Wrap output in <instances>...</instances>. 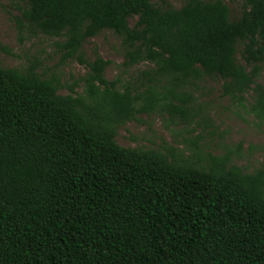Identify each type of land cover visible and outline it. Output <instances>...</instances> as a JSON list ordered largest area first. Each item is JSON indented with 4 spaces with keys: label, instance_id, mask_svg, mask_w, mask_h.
<instances>
[{
    "label": "trees",
    "instance_id": "1",
    "mask_svg": "<svg viewBox=\"0 0 264 264\" xmlns=\"http://www.w3.org/2000/svg\"><path fill=\"white\" fill-rule=\"evenodd\" d=\"M22 1L18 21L60 38L63 61L89 72L83 93L63 95L36 64L0 66V264H264V167L245 172L197 142L199 163L116 140L157 108L189 119L187 90L204 77L241 104L252 91L264 123V0H245L236 18L223 0ZM108 30L125 67L152 64L138 81L119 86L110 61L83 57Z\"/></svg>",
    "mask_w": 264,
    "mask_h": 264
},
{
    "label": "rangeland",
    "instance_id": "2",
    "mask_svg": "<svg viewBox=\"0 0 264 264\" xmlns=\"http://www.w3.org/2000/svg\"><path fill=\"white\" fill-rule=\"evenodd\" d=\"M223 1L229 5L233 18L241 15L245 0ZM167 2L180 8L186 0ZM24 8L22 0H0V44L11 50L7 53L0 49V66L24 69L36 64L44 77L59 79L62 85L60 94L68 95L72 88L83 93L84 82L79 79L89 72L87 65L78 58L64 62L63 51L58 46L60 38L33 32L18 21ZM135 22L136 19L130 20L132 26ZM97 53L110 61L105 69L106 79L119 80V86L127 84V81H138L140 73L152 67L149 62L125 67L122 38L109 30L83 45L82 54L88 61H94ZM238 59L244 63L240 54ZM222 85L223 81L215 77L196 81L187 90L192 97L186 105L192 113L189 119L180 115L173 117L161 108L149 114L141 113L118 129L117 142L129 148L165 150L175 147L199 163L189 150L191 142H197L205 154H229L232 164L245 172L252 173L264 167V123H260L250 110L253 92L245 94L246 100L241 104L223 94Z\"/></svg>",
    "mask_w": 264,
    "mask_h": 264
}]
</instances>
